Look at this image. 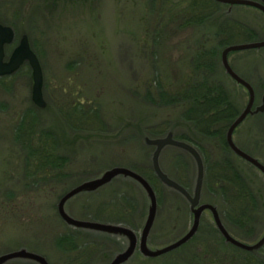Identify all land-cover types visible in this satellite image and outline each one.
<instances>
[{
	"label": "rangeland",
	"instance_id": "374dc122",
	"mask_svg": "<svg viewBox=\"0 0 264 264\" xmlns=\"http://www.w3.org/2000/svg\"><path fill=\"white\" fill-rule=\"evenodd\" d=\"M196 12L204 14L202 22L183 25L182 15ZM0 23L15 30V45L29 36L42 67L47 102L40 108L32 99L30 66L0 77V256L27 250L49 264H67L79 253L80 264H110L128 248L129 238L68 225L58 212L61 198L115 167L155 174L157 145L152 142L192 130L177 106L157 100L158 93L183 89L194 77V60L201 52L217 53L212 75L241 113L249 93L229 77L221 56L230 45L264 40V15L254 7L213 0H0ZM9 55L7 51L6 59ZM229 60L255 89V107L261 106L264 48L231 53ZM74 105L96 114V123L74 124L66 115ZM48 133L54 136L53 155L65 164L59 168L41 165L44 154L35 150ZM234 140L264 164V112L249 116ZM197 142L204 152L229 156L255 196L249 220L240 223L234 213L227 214L231 208L224 198L204 186L205 179L201 203L223 212L232 236L248 244L258 242L264 235V174L222 141ZM159 165L170 179L195 192L198 166L188 151L167 145ZM154 181L158 208L148 242L158 250L191 230L194 213L184 195L157 177ZM150 209L142 185L125 176L66 204L73 218L123 225L139 239ZM247 257L225 241L212 212L206 211L196 235L180 248L157 258L137 250L125 264H230L231 258L245 262ZM6 264L40 263L17 259Z\"/></svg>",
	"mask_w": 264,
	"mask_h": 264
},
{
	"label": "water",
	"instance_id": "95a60500",
	"mask_svg": "<svg viewBox=\"0 0 264 264\" xmlns=\"http://www.w3.org/2000/svg\"><path fill=\"white\" fill-rule=\"evenodd\" d=\"M214 1L222 4H228L231 6L242 5V6L255 7L264 12V0H261V2L255 0H214ZM14 40H15L14 29L10 26H6L0 23V76L13 74L23 65L25 61H29L33 70V80H34L33 101L38 107L45 108L47 106V102L45 101L43 94L44 78H43L42 67L37 54L31 49L29 37L27 35H24L22 37L19 46L15 49L9 62H5V55H6L5 46L8 44H12ZM261 48H264V41L230 45L223 50L221 61L226 72L240 85L245 87L249 93V101L246 107L239 114V116L233 121V123L230 125L227 131V135H226L227 144L235 155L245 160L246 162L250 163L264 174V164L257 158L243 151L234 141L235 131L249 116L255 115L260 112H264V98L262 105L254 109L256 94L253 86L247 80L240 77L233 70L229 62V55L233 52L261 49ZM152 143L154 145H157V148L153 156V167L155 174L163 183H165L170 188H173L176 191L180 192L182 195H184L192 205L191 208L194 213V223L191 230L184 237L174 242L173 244H170L158 250H152L149 247L148 241H149L150 233L152 231L157 216V208H158L157 194L153 186L144 176H142L141 174L137 173L132 169L125 167L112 168L107 172H105L102 176L93 180L86 181L76 186L75 188L71 189L69 192H67L61 198L58 204V212L61 218L68 225L76 228L89 229L100 232H109V233L128 237L130 241L128 248L122 253L118 254L110 263V264H125L133 257V255L136 253L137 250H139L145 257L157 258L180 248L182 245L190 241L198 232L203 213L206 211H211L216 227L218 228L219 232L224 237L227 243L244 251L250 252L255 256L264 260V253L261 251L262 248L264 247V235L258 242L254 244H248L238 240L237 238L232 236L228 231V229L226 228L220 216L217 206L209 203H201V194L205 179V166H204L203 158L200 152L198 151V149L187 142L178 141L174 139L171 135L166 139H158L157 141ZM167 145H173L181 149H184L194 157L198 166L199 176H198L197 186L193 194H191L184 186H182L177 181L170 179L161 170L159 165V157L162 149ZM119 176L129 177L140 183L150 198L151 201L150 215L145 224L140 239L135 233V231H133L131 228L125 227L123 225L106 224V223L94 222L89 220H79L70 216L66 211L67 202L72 198H74L75 196L87 191H96L110 184L114 179H116ZM17 259H29L36 261L40 264H49V262L45 257L27 250H19L0 256V264H6L10 261Z\"/></svg>",
	"mask_w": 264,
	"mask_h": 264
},
{
	"label": "trees",
	"instance_id": "16d2710c",
	"mask_svg": "<svg viewBox=\"0 0 264 264\" xmlns=\"http://www.w3.org/2000/svg\"><path fill=\"white\" fill-rule=\"evenodd\" d=\"M199 7L202 6L199 5ZM191 8L194 9L195 7L192 5ZM182 16L186 17L184 18L183 25L193 22L197 24L202 22L205 18L204 14L200 12L193 13L191 16L187 14ZM232 34L230 32L231 38ZM216 59L217 53L215 51L201 52L194 60V77H192L189 83L183 89H178L176 91H169L166 89L159 91L157 100L163 104L174 107L177 106L181 110L182 119L192 126V130L179 134L175 138L186 141L198 149L205 163L204 186L209 188L212 192L220 194L224 198L225 202L228 203V207L232 210L227 209V214L234 213L233 216L236 217V221L240 223L249 220V217H247L248 210L250 207H254L255 196L251 188L245 182L241 170L229 156H225L224 154L216 156L204 152V149L197 142L199 138L203 140L214 139L217 140V142L222 141L225 146L229 148L226 142V134L230 125L240 114L226 89L219 87L214 80L212 73L217 64ZM89 111L90 110L84 111L80 106L74 105L72 111L66 113V115L73 123L84 124V120L85 122L91 121L96 123L94 119H96L97 115L91 114ZM42 137L45 136L43 135ZM46 137L47 139L41 142V146L35 148V150L40 152L39 154H44L39 158V160L42 161L41 165H47L50 169L65 165L64 163H60L57 156L53 155V134L48 133ZM141 175L150 182L157 193L158 188L154 181L157 175L154 173H152L151 176L144 173H141ZM178 182L184 187H188L184 182ZM219 213L223 220V212L219 211ZM235 214H237L238 217ZM233 248H235V250L238 249L235 246H233ZM244 252H246L248 256L245 262L235 261L234 257L230 259V264H264L263 259L250 252ZM70 259L71 263L68 262L67 264H80L82 256H79L78 253L76 256L71 255Z\"/></svg>",
	"mask_w": 264,
	"mask_h": 264
},
{
	"label": "flooded vegetation",
	"instance_id": "af4514ba",
	"mask_svg": "<svg viewBox=\"0 0 264 264\" xmlns=\"http://www.w3.org/2000/svg\"><path fill=\"white\" fill-rule=\"evenodd\" d=\"M257 1H259V2H261V0H257ZM258 10H260V9H258ZM260 12L264 15V12L262 11V10H260ZM2 24V23H1ZM4 25V24H3ZM7 26V25H6ZM263 30V29H262ZM15 31V30H14ZM237 31V30H236ZM241 31V30H240ZM24 36V35H23ZM22 36V37H23ZM22 39V38H21ZM29 40H30V38H29ZM15 41H16V32H15V40H14V42L12 43V44H8V45H6L5 46V54L7 55V51H9L10 52V55H9V58L8 59H6V55H5V62H9V60H10V58H11V56H12V54L14 53V51H15V49L19 46V44H20V42H19V44L18 45H15ZM21 41V40H20ZM262 41H264V40H262ZM30 45H31V42H30ZM31 49L35 52V50L33 49V47H32V45H31ZM262 49V48H261ZM36 53V52H35ZM37 54V53H36ZM229 62H230V65H231V67L233 68V70L237 73V71L234 69V67H233V65H232V63H231V61L229 60ZM24 65H28V66H30L31 67V65H30V63H29V61H25L24 63H23V65L17 70V71H19ZM32 68V67H31ZM17 71H15L14 73H16ZM13 73V74H14ZM228 74V73H227ZM238 74V73H237ZM12 75V74H11ZM229 75V74H228ZM240 77H242L240 74H238ZM5 76H9V75H5ZM5 76H2V77H5ZM229 77L233 80V81H235L230 75H229ZM243 78V77H242ZM237 84H239L237 81H235ZM240 85V84H239ZM242 86V85H241ZM243 87V86H242ZM245 88V87H244ZM246 89V88H245ZM247 90V89H246ZM255 90V89H254ZM255 94H256V91H255ZM32 99H33V96H32ZM256 99H257V97H255V102H256ZM35 103V102H34ZM254 108L256 109L257 108V106L255 107V105H254ZM27 122V121H26ZM27 129V125H26V123H22V131L26 134V132L28 131V130H26Z\"/></svg>",
	"mask_w": 264,
	"mask_h": 264
}]
</instances>
